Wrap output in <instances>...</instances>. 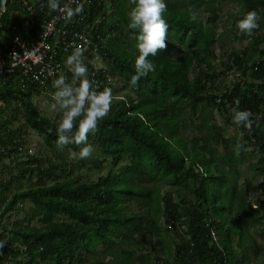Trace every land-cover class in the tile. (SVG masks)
I'll return each mask as SVG.
<instances>
[{"label":"trees","instance_id":"trees-1","mask_svg":"<svg viewBox=\"0 0 264 264\" xmlns=\"http://www.w3.org/2000/svg\"><path fill=\"white\" fill-rule=\"evenodd\" d=\"M44 1L47 6L49 1ZM217 1L165 0L166 46L151 57L154 71L136 82L132 80L136 35L127 16L132 0H91L85 6L84 22H76L75 28L97 21L90 32L92 53L88 62L84 60L88 76L98 90L111 87L113 101L108 114L88 134L101 161L88 156L84 158L88 164L80 160L68 174L66 158L59 151L78 153L80 145L57 146V122L33 105V87L21 91L11 84L0 85V117L10 112L0 123V161L21 150L19 137L25 127L37 132L55 158L47 161V169L23 168L22 163L0 167L9 173L17 169L8 180H0V264L13 260L16 264H104V259L83 262L84 254L95 256L100 249L112 257L113 264L137 260L153 264L149 255L133 256L145 249V241L154 252L159 246L165 257L156 256L160 264H254L248 258L255 248L250 229L264 239V180L239 182L236 166L246 162L253 173L264 176V0H237L240 9L226 15L225 31L233 40L239 38L237 21L248 10L257 11L259 27L243 33L249 40L243 48L225 52V71L235 73V78L219 92L209 85L218 73ZM23 7L22 0H7L0 22L3 28H18L13 35L30 45L39 37L42 18L22 14ZM198 10L210 15L200 18ZM12 12L19 14L12 17ZM4 36L11 37L10 30ZM66 78L75 83L71 71ZM47 84L54 92L52 80ZM234 106L250 110L251 128L232 125ZM215 117L235 128L241 139L226 138ZM19 118L23 124L11 128ZM181 128H188L190 137H184ZM104 162L112 169L97 179L84 182L81 174L74 176L85 166L100 170ZM34 175V187L8 197L11 187ZM163 186L169 191L162 193ZM171 188H176L177 202ZM254 195H258L256 204H251ZM26 201L32 204L26 224L1 223ZM131 203L145 209L135 212ZM33 219L40 225H30ZM134 233L139 244L132 238ZM255 250L259 253V248Z\"/></svg>","mask_w":264,"mask_h":264},{"label":"clouds","instance_id":"clouds-1","mask_svg":"<svg viewBox=\"0 0 264 264\" xmlns=\"http://www.w3.org/2000/svg\"><path fill=\"white\" fill-rule=\"evenodd\" d=\"M49 3L51 9H58L68 19L83 11V5L73 7L72 0L63 5L60 0H49ZM165 10V0H132L127 16L129 28L135 30L138 50L134 59L135 74L132 76L134 82L154 71L155 65L151 57H155L158 49L166 46L168 21L164 16ZM258 20L257 11L251 9L237 21V27L241 32L251 33L253 29L259 27ZM66 63L70 67L72 81L75 83L69 82L64 75L54 80L53 107L62 110L56 126V143L58 147L71 143L80 145L79 152H74L73 155L86 158L94 151L93 144L88 142V134L108 114L113 101V91L108 86L98 90L93 85L88 76V67L84 62L82 49L70 54L66 58ZM231 113L234 121L232 125L236 123L251 128L253 120L250 118L252 116L250 110L234 106ZM77 117H79L78 124L75 123ZM255 207L256 205L253 206ZM212 239L217 241L215 236H212ZM2 244L3 242L0 241V246Z\"/></svg>","mask_w":264,"mask_h":264},{"label":"rangeland","instance_id":"rangeland-1","mask_svg":"<svg viewBox=\"0 0 264 264\" xmlns=\"http://www.w3.org/2000/svg\"><path fill=\"white\" fill-rule=\"evenodd\" d=\"M216 6H219V9L217 11V14L219 16V28L216 30V33L218 34L219 40L218 43L215 45V54L218 57V60L215 61V66H216V72L217 75L215 76V79L213 81H210L209 85H212L214 88V91L219 92L223 90L225 87H229L231 82L233 81V75L235 73L225 71V64L227 62V58L225 55V52L227 53L229 49L232 47L236 48H243L249 40H244L243 38V33L237 31L236 34L238 35L237 40H233L232 37L230 36L229 32L225 31V28L227 27L226 24H224V20L226 19L227 14H234L240 9V3L237 0H218L215 3ZM214 6V5H213ZM202 10V9H201ZM198 10L197 15L200 18L206 19V16L210 15V13H204V11ZM222 63V64H221ZM96 65L98 67H102V64L98 61H96ZM113 82V81H112ZM54 92H52L50 89L47 90V93L43 94L41 97H38L34 102L37 103L36 107L39 110V113L45 117L55 119L56 122L58 123L60 116L62 114V110H57L56 108L53 107L55 100L53 96ZM0 106H3L0 103ZM10 112L6 110L5 115L0 117V123L4 121L5 119L9 118ZM187 116V111L183 113V118L185 119ZM199 116V115H197ZM214 116H216V113H214ZM215 121L217 125L220 127L224 128L225 131V137L228 139H241V134L238 133L235 128H228L224 125V122L222 119L215 117ZM23 124L22 118L17 119L13 124H11V128H16ZM188 124V122H187ZM198 124H189V128L195 127V125ZM188 126V125H187ZM184 137H190V131L189 129H184L181 128L179 131ZM20 139V145L22 144L21 150L18 149V152L16 156H13L12 154L10 155L11 157L7 158H2L0 161V167L3 165L5 167H13L14 165L18 163H22L21 166L23 168H31L35 167L37 165L42 166L43 168L47 169L48 167V162H54L55 158L53 157V154L51 151L46 148L42 142L41 137L37 134V132L29 127H25V132L23 130L22 135L19 137ZM231 150V149H230ZM60 155L65 156L68 169H67V174L70 170V167L72 164L84 160L86 164H88V161L85 160L84 158H80L78 155H73V153H68L67 155H64L65 153H62V151H59ZM91 157L94 161L98 160L101 161V158H98L97 151H93ZM10 159V161H9ZM237 172L239 175V182L242 181L244 178H249L253 182V184H259L261 180H264V176L260 174L253 173L252 170L249 168L248 164L245 162L243 164H237ZM20 168V167H19ZM112 169V166L104 162L102 163V168L100 170L97 169H89L88 167L85 166L81 170H75L74 171V176H77L78 174H81L83 176V181L88 182L90 180L97 179L101 175H105L109 172V170ZM17 174V169H14L11 173L7 171H0V180L5 181L8 180L11 176ZM58 174V173H56ZM67 174L62 176V178H66ZM28 176L25 177L24 180H22L18 185H15L11 187L10 192L7 194L8 197L12 192L16 191H21L28 189L30 187H34V182L36 180V176L34 175L31 180H27ZM49 182H47L48 184ZM176 188H171L170 191L173 193L174 200L177 202L178 199L176 195L174 194ZM169 191V188L167 186H163L161 189V192H167ZM258 195H254L251 197L250 201L251 204H256ZM18 207L20 208L18 213H10V215H6L3 220H1L2 224L5 225H11L14 222H20L22 224H26L27 220L26 217L30 215V209L32 208V204L29 201L24 202L22 205L19 204ZM145 209L138 207L135 203H131V210L137 212ZM30 225L34 226H39V222L37 219H33L30 223ZM183 230V229H182ZM255 229H250V236L255 242V248L251 249L249 252V259L254 263V264H263L264 263V239L261 237L260 232H254ZM181 231V230H180ZM0 232H2L0 228ZM132 238L137 240V243H140V238L137 237V234L134 233L132 235ZM145 243V249L141 251H136L133 253V256H138V255H149V258L153 264H160V261H156V256L158 257L157 259L164 260L165 257L163 254H161L159 250V246L156 247V250L151 249L150 243L147 241ZM256 248H259V253H256L257 251L255 250ZM96 259H104V264H113V259L110 255L104 254L101 249L98 251V253L95 256H91L88 254L83 255V262H89L92 260ZM10 264H16L15 260H13ZM134 264H143L140 262V260H137L134 262Z\"/></svg>","mask_w":264,"mask_h":264},{"label":"built area","instance_id":"built-area-1","mask_svg":"<svg viewBox=\"0 0 264 264\" xmlns=\"http://www.w3.org/2000/svg\"><path fill=\"white\" fill-rule=\"evenodd\" d=\"M68 2L70 0H60L61 5ZM90 2L91 0H72V6L83 5L84 11L85 6H88ZM22 6L24 7L19 9L22 14L27 13L32 18L35 16L42 18L40 34L35 42L27 45L18 35H13L14 32H18V28L10 26L3 28L0 22V85L11 84L14 88H20L21 91L33 87L35 92H33L32 103L36 106L37 103L34 101L50 89L48 80L54 83L60 75L67 77L70 67L66 63V58L70 54L77 49H82L84 60L89 61L88 56L93 49L89 47L94 46L90 34L94 31L97 21L91 25L83 24L78 29L75 28V23L82 20L84 22L83 11L68 19L58 9H51L49 2L46 6L44 0H22ZM47 9L53 10L54 15H49ZM17 14L19 13L12 12L10 15L15 17ZM27 23L26 21L25 24ZM8 30L11 32V37L4 36V31ZM94 36L98 38V35ZM59 54L61 58L57 57ZM37 90L42 91L38 94ZM216 102L219 103L220 99ZM0 103L3 105L2 102Z\"/></svg>","mask_w":264,"mask_h":264},{"label":"water","instance_id":"water-1","mask_svg":"<svg viewBox=\"0 0 264 264\" xmlns=\"http://www.w3.org/2000/svg\"><path fill=\"white\" fill-rule=\"evenodd\" d=\"M7 0H0V16L6 9Z\"/></svg>","mask_w":264,"mask_h":264}]
</instances>
